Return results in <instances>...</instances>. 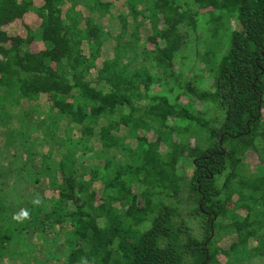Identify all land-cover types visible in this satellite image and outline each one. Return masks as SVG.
I'll list each match as a JSON object with an SVG mask.
<instances>
[{
    "label": "trees",
    "instance_id": "trees-1",
    "mask_svg": "<svg viewBox=\"0 0 264 264\" xmlns=\"http://www.w3.org/2000/svg\"><path fill=\"white\" fill-rule=\"evenodd\" d=\"M0 132V264L264 261V0H0Z\"/></svg>",
    "mask_w": 264,
    "mask_h": 264
},
{
    "label": "rangeland",
    "instance_id": "rangeland-1",
    "mask_svg": "<svg viewBox=\"0 0 264 264\" xmlns=\"http://www.w3.org/2000/svg\"><path fill=\"white\" fill-rule=\"evenodd\" d=\"M234 27H236V23L233 22ZM184 55H187V53L185 52ZM194 60L195 57L193 54H190L187 58H186V63L190 64V66H194ZM179 67V66H178ZM201 66L199 64L194 66V74L197 76V78L201 79V77L204 75L203 71L200 70ZM187 70V68H185ZM192 79V75H190V80ZM196 83H194L193 85H195ZM257 162V158L251 153H247L246 159L243 160V165L245 167H248L249 170H252L254 165ZM250 264H264L263 260H253Z\"/></svg>",
    "mask_w": 264,
    "mask_h": 264
},
{
    "label": "crops",
    "instance_id": "crops-1",
    "mask_svg": "<svg viewBox=\"0 0 264 264\" xmlns=\"http://www.w3.org/2000/svg\"><path fill=\"white\" fill-rule=\"evenodd\" d=\"M8 112H9V113H12V110L9 108V106H5V107H4V112H3V113H4L5 115H7ZM6 135H7V132H6L5 134H3L2 132H0V150H1V151H7L6 148H5V149L3 148V147H4L3 144H4V141H5V136H6ZM12 147H13V146H12ZM8 150H9V152L12 151V149H11L10 147L8 148ZM10 150H11V151H10ZM3 160H4V159L1 158V161H0L1 164H0V165H4ZM7 164H10V162H8V160H7V162L5 163V166H3L5 169H7V168H6V167H7ZM0 181H1V179H0Z\"/></svg>",
    "mask_w": 264,
    "mask_h": 264
},
{
    "label": "clouds",
    "instance_id": "clouds-1",
    "mask_svg": "<svg viewBox=\"0 0 264 264\" xmlns=\"http://www.w3.org/2000/svg\"><path fill=\"white\" fill-rule=\"evenodd\" d=\"M33 203L37 206H39L42 201L39 199V197L34 198ZM30 218V214L26 210H21L19 213L13 215V220L16 221H24Z\"/></svg>",
    "mask_w": 264,
    "mask_h": 264
}]
</instances>
